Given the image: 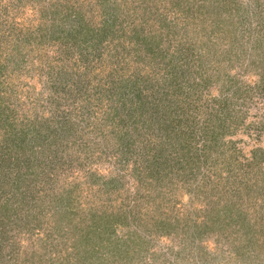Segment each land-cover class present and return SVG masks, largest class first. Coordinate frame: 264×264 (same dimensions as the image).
<instances>
[{
    "label": "rangeland",
    "instance_id": "1",
    "mask_svg": "<svg viewBox=\"0 0 264 264\" xmlns=\"http://www.w3.org/2000/svg\"><path fill=\"white\" fill-rule=\"evenodd\" d=\"M1 64L0 264H264V0H0Z\"/></svg>",
    "mask_w": 264,
    "mask_h": 264
},
{
    "label": "trees",
    "instance_id": "2",
    "mask_svg": "<svg viewBox=\"0 0 264 264\" xmlns=\"http://www.w3.org/2000/svg\"><path fill=\"white\" fill-rule=\"evenodd\" d=\"M15 30V29H14ZM1 66H2V64L0 65V70H2L1 69ZM18 67V66H17ZM3 68L5 69L6 67H5V65L3 66ZM0 91H1V87H0ZM0 126H2L1 124H0ZM73 198V200H72V202H76V203H78V197H76V196H73L72 197ZM54 206V204L52 205V207ZM62 206V205H61ZM114 226H112V228H113Z\"/></svg>",
    "mask_w": 264,
    "mask_h": 264
}]
</instances>
